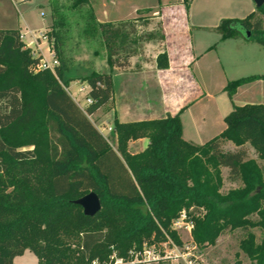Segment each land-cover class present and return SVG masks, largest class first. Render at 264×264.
Listing matches in <instances>:
<instances>
[{"label":"trees","instance_id":"obj_1","mask_svg":"<svg viewBox=\"0 0 264 264\" xmlns=\"http://www.w3.org/2000/svg\"><path fill=\"white\" fill-rule=\"evenodd\" d=\"M91 3L72 0V7H89L85 31L104 47L108 69L83 77L92 100L84 110L64 80L70 67L52 3L45 34L59 61L55 71L36 69L41 56L26 45L19 29H0V264H14L26 249L39 264H112L115 251L125 256L168 236L182 244L172 223L183 210L194 221L199 248L215 245L227 231L260 228L261 242L248 231L240 248L264 264V166L247 148L254 145L264 160V105L234 104L224 118L225 129L201 145L183 137L184 108L161 118L115 119L114 149L89 115L111 108L114 70L128 68L146 43L165 36L161 23L149 28L151 19L143 14L149 10L101 22ZM217 31L221 40L242 37L264 46V4L244 18L223 19ZM156 63L169 68L165 50ZM256 80H264V74L229 81V98ZM141 138H148L147 146L131 152L129 142ZM229 142L233 148L226 149ZM222 168L242 186L221 193ZM91 191L102 207L87 216L75 200Z\"/></svg>","mask_w":264,"mask_h":264},{"label":"crops","instance_id":"obj_2","mask_svg":"<svg viewBox=\"0 0 264 264\" xmlns=\"http://www.w3.org/2000/svg\"><path fill=\"white\" fill-rule=\"evenodd\" d=\"M121 2L123 4H119L120 6L128 3L125 0ZM46 5L49 6V0H0V29H19L27 46L44 55L42 49L46 43L47 49H51L49 41L41 38L38 46L31 44V41L47 31L52 23L50 12L51 23L48 24L47 14L43 11ZM19 6L23 7L22 12ZM127 7L121 10L122 14ZM257 8L254 0H156L153 6H146L144 11H153L151 21L158 19L161 23L165 39L162 42L146 43L147 46L153 43L162 46L150 62L144 59L139 62L134 56L128 68L117 73V69L114 70V105L106 109L104 114L108 123L111 120L114 122L115 119L130 122L161 118L168 114L175 115L184 108L180 113L183 137L201 145L225 129L224 118L232 111L234 104L264 105V80L239 86L232 99L225 89L229 81L264 74V46L242 37L221 40L217 31L223 19H241ZM139 9H135L130 15L123 14L125 17L104 21L135 18L142 15L136 13ZM201 33L209 35L207 42L197 39ZM164 50L168 53L169 68L159 69L156 58ZM214 67H219L218 78L208 82L205 71ZM197 70H201V73ZM227 71H233L235 75L226 77ZM118 73L124 77L120 89L115 85V75ZM141 82L143 85L140 86ZM220 97H227L231 102L226 110H203L202 115L194 114L190 118L188 128L185 127L183 116L189 109L204 101L217 106ZM158 111L162 114L161 117H148L149 112L159 114ZM112 127L113 125L110 128ZM148 143V138L132 140L129 142V148L136 147L135 152H138Z\"/></svg>","mask_w":264,"mask_h":264},{"label":"rangeland","instance_id":"obj_3","mask_svg":"<svg viewBox=\"0 0 264 264\" xmlns=\"http://www.w3.org/2000/svg\"><path fill=\"white\" fill-rule=\"evenodd\" d=\"M123 1V0H122ZM124 5L121 4V0H92L91 6L94 11L95 17L97 20H115L124 15H130L139 9L136 13L139 15L142 14L146 6H153L156 3V0H125ZM58 14L57 24L60 30L62 31V36L64 39L65 45V56L67 62L69 63V70L65 73L64 80L68 81L67 90L80 106L81 109H86L88 103L86 102L88 85L83 80V77L90 74L93 70L106 71L108 68L106 53L104 47L100 42L94 38L90 33L86 32L87 28V18L89 13V7L83 6L81 9H74L72 7V0H49V6H44L43 11L47 14V22L50 20L49 12L51 15L52 6ZM117 4L116 6L113 4ZM123 4V3H122ZM129 4V5H128ZM19 5V4H18ZM128 6L123 14L121 10ZM20 7L22 12L23 7ZM143 7V8H142ZM50 8V9H49ZM153 11H148L146 16L151 17ZM136 14H134L135 16ZM128 17V16H127ZM90 21V20H89ZM152 24L149 25V28H152L155 24L158 23V19L152 20ZM51 21L48 22L50 24ZM47 32V31H44ZM32 37V36H31ZM197 39L209 40V35H203V33L197 36ZM47 42V41H46ZM161 45L153 43V45H145L143 48V54L141 56H136L139 62L142 59L150 62L153 60V56L156 55L157 51L161 49ZM44 56L52 61L51 53L47 49V43L43 46ZM33 51V50H32ZM37 55L38 51H35ZM203 68V67H202ZM219 67L209 68L205 72L208 75L207 81L210 82L211 79L215 80L218 78ZM121 69H117L115 72H120ZM198 73H201V70H197ZM235 72H226L225 76L230 77L234 76ZM123 76L121 73L115 75V85L117 89L121 88V84L124 83ZM143 85V83H139ZM146 103V102H143ZM147 104V103H146ZM145 104V105H146ZM114 105V104H113ZM231 105V102L227 97L219 98L217 106H213L211 103L206 101L197 103L193 108L183 116V123L186 128H188L190 123V118L195 114L196 116L202 115L203 110L209 109L213 112H221L226 110L227 106ZM155 109V108H154ZM106 109H101L96 113L89 115L90 120L98 128V130L107 138L109 143L113 146L114 149H117V142L112 136V131L110 127L113 125V121H107V118L104 117ZM159 112V111H158ZM150 116L148 117H161L162 114H153L149 112ZM145 147V146H144ZM143 147V148H144ZM226 149L233 148L231 143L225 145ZM249 155L251 158H254L258 161L259 164L264 166V160H262L258 153L251 143L247 144ZM131 152L137 150L136 147L129 148ZM139 151V150H138ZM222 176L224 179V185L220 189L221 193L226 194L230 189L237 188L242 186L240 182H233L228 178V169L222 168ZM205 211H203L204 213ZM248 231L253 232L257 236V242L260 243L263 238V232L260 228L255 227L250 230L245 229H235L227 231L222 234L216 241L215 245H209L204 248H197L196 250L190 251V257L194 258L196 261L201 264H257V260L250 258L241 248L240 241L241 239L247 236ZM178 235L182 240V247H180V252L173 250V248H163L160 249L159 245L155 247L148 243H144L143 249L141 251H135L133 249L129 250L125 256H119L117 251L113 253L112 258L114 261L112 264H186L184 258L181 256L183 253L184 245L190 241V236L184 228L177 230ZM116 243V244H115ZM113 246H117V242H114ZM14 264H39L38 258L36 255L29 249H26L23 254L18 255L14 258Z\"/></svg>","mask_w":264,"mask_h":264},{"label":"built area","instance_id":"obj_4","mask_svg":"<svg viewBox=\"0 0 264 264\" xmlns=\"http://www.w3.org/2000/svg\"><path fill=\"white\" fill-rule=\"evenodd\" d=\"M41 38L48 40L47 35L45 34V32H43V33H40L38 35L37 39H33L31 41V44L38 46V41ZM49 52L51 53L52 61H49L42 53H37V55L41 56V58H40L37 66H36V69H49L51 71H55V67H56V65L59 64V61L56 58L54 51L52 49H50ZM33 53L35 54L34 50H33ZM86 102L88 104L92 103L91 98L86 97ZM110 130H112V128H110ZM172 228L174 230H176V232H177V230L184 228L186 230V232L188 233V235L190 236V241L187 242L186 245H184V248L182 249L183 253L181 254V256L184 258L186 264H201L200 262L196 261L194 258L190 257V251L196 250L199 246L195 243V241L193 239L194 221L186 210H183L180 213L179 217L173 220ZM153 246L155 247V245H153ZM159 246H160L161 250L163 248L167 247L170 249L173 248V250H175V251H179L180 247H182L183 245L177 243L173 238L168 236L167 240L161 242L159 244Z\"/></svg>","mask_w":264,"mask_h":264},{"label":"water","instance_id":"obj_5","mask_svg":"<svg viewBox=\"0 0 264 264\" xmlns=\"http://www.w3.org/2000/svg\"><path fill=\"white\" fill-rule=\"evenodd\" d=\"M256 6L259 8L264 4V0H254ZM250 35V32H248ZM75 203L83 208L84 214L87 216H94L102 207L101 199L95 191H91L86 195L75 200Z\"/></svg>","mask_w":264,"mask_h":264}]
</instances>
